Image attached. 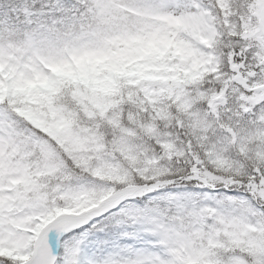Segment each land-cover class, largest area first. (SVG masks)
Listing matches in <instances>:
<instances>
[{
	"label": "snow or ice",
	"instance_id": "1",
	"mask_svg": "<svg viewBox=\"0 0 264 264\" xmlns=\"http://www.w3.org/2000/svg\"><path fill=\"white\" fill-rule=\"evenodd\" d=\"M0 264H264V0H0Z\"/></svg>",
	"mask_w": 264,
	"mask_h": 264
}]
</instances>
